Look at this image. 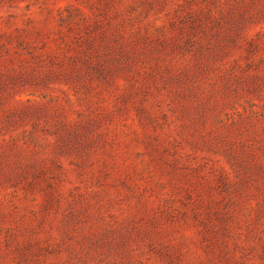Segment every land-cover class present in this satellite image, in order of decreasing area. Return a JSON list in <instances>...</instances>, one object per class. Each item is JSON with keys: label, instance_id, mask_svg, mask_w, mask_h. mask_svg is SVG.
I'll return each mask as SVG.
<instances>
[{"label": "rangeland", "instance_id": "374dc122", "mask_svg": "<svg viewBox=\"0 0 264 264\" xmlns=\"http://www.w3.org/2000/svg\"><path fill=\"white\" fill-rule=\"evenodd\" d=\"M0 264H264V0H0Z\"/></svg>", "mask_w": 264, "mask_h": 264}]
</instances>
